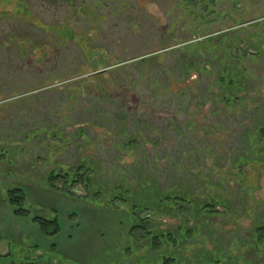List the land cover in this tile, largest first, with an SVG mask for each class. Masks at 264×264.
Returning a JSON list of instances; mask_svg holds the SVG:
<instances>
[{"label": "rangeland", "instance_id": "rangeland-1", "mask_svg": "<svg viewBox=\"0 0 264 264\" xmlns=\"http://www.w3.org/2000/svg\"><path fill=\"white\" fill-rule=\"evenodd\" d=\"M20 1L95 50L0 21V264H162L178 254L177 264H264V145L248 137L264 122V0H100L96 23L72 12L95 0ZM231 62L244 83L232 101L219 79ZM239 158L263 161L240 167L248 187L234 180ZM80 160L106 195L115 185L175 192L185 211L135 215L85 199L82 183L47 185L51 170ZM12 188L23 200L5 198ZM212 194L214 208H203ZM33 217H56L57 232L41 233ZM138 218L148 237L129 233ZM154 234H164L157 250Z\"/></svg>", "mask_w": 264, "mask_h": 264}, {"label": "trees", "instance_id": "trees-1", "mask_svg": "<svg viewBox=\"0 0 264 264\" xmlns=\"http://www.w3.org/2000/svg\"><path fill=\"white\" fill-rule=\"evenodd\" d=\"M126 1L127 0H120L119 8H121V6L126 3ZM100 4H101L100 0H95V3L93 4L90 1H88L86 8L82 5L75 4L73 5L72 12L78 15L86 14L87 16H89L90 20L93 23H96L97 20L104 18L103 16L97 13L98 12L97 8L100 6ZM16 18L24 20L25 22L29 23L30 25L40 30L54 32L56 33V35H58V37H62L64 40H66V37L68 36L69 37V38L67 37L68 39H71L76 44H78V46L82 49L85 55H86L85 51H88V53H90L95 50L94 46L90 44L91 41L85 40L81 37V34L83 35V32L77 34L72 29H70V26L68 24L64 23L63 28L59 27L58 26L59 24L58 25L57 24L48 25L38 16L34 15V13L30 10L26 2L20 1V0H0V21L3 22L5 20L16 19ZM66 33H68L69 35H65ZM190 64H191V67H195L194 60L190 61ZM230 65L235 67L232 62L229 63V65L223 70V72L225 71L227 74L219 77V79H221L220 84L223 89V93L221 92V94H224L227 91L228 92L232 91L231 93L227 95L229 96L228 99L232 101L236 98L235 89L243 88L244 83L242 81V74H240V71H239L240 68L234 69ZM223 72L221 73V75L223 74ZM101 73L102 71L96 72L94 73V75L98 77L102 75ZM248 137L250 138L254 137L257 143L264 145V122L262 121L259 124H257L255 129L250 132ZM132 143L134 144L138 143L135 141V137H129V140L128 142H126V145H132ZM262 162L263 161L239 158V160L234 164L233 171L235 172L234 174L237 175V176L236 175L234 176V180L242 184L243 186L245 185L246 187H248L249 181L245 177H243L240 171V167L245 166L250 163L258 164V166H261ZM93 168H94L93 166H85L83 160H80V162L78 164H75L74 166L58 165V168L50 171V174L47 176L46 182H47V185L53 189L55 182L62 181V183L66 187L63 190L73 188L76 185V183H82L88 192L85 199L91 198L93 200L100 201V202L106 200V202L110 204L112 203L114 204L116 201H119V202H122L125 208L127 207L128 209H130L131 213L135 215H139V213H142L145 210H151L157 213L158 209L160 208L166 211H168L169 209H175L178 215H181V213L185 211L181 205L184 201H186V199L179 193H175V192L165 193V195H159V194L155 195L154 188H150V189L142 188V193L139 192V194L137 193L135 195L130 186L118 187L115 185L111 187V190H110L111 192H109V194L106 195L105 189L100 188L99 186H97L96 188L94 187V184L91 181L92 176L88 174V172L80 173L81 170L88 171V170H93ZM222 172H225V170H223ZM221 180H224V178L222 177ZM215 195L212 194L211 199H209L206 203H204L202 207L203 208L210 207L212 210L214 208L212 201L219 200V198ZM24 196L25 195L21 189L12 188L6 191L5 198H7L8 200L14 201V199L23 200ZM135 203H138V204H135ZM139 207L141 208L137 209ZM138 219L140 222H144V225H140V224L132 225L130 227L129 233L134 236L136 231L138 230L140 233H142L141 238H145V236L148 237L149 236L148 234H150V230L145 225V222L147 219L146 218H138ZM32 220L39 225L41 233L45 235L55 234L58 230L57 228L58 224H57L56 217L50 218V219H47L44 217H33ZM257 231L259 233L257 238H259L260 236V239L263 240L264 239L263 226L257 227ZM162 235L164 234H161V235L154 234L152 237V242H153L154 247H156L155 248L156 250L159 248V246L162 245L161 240L159 239V237H161ZM179 256L180 255L178 254L177 258H173V257L165 258L164 263L162 264H173V263L177 264L179 262L178 260ZM47 258H48V255L46 258L45 256H42V258H36L34 260L29 259L28 264L46 263L48 261ZM134 264H143V263L137 262Z\"/></svg>", "mask_w": 264, "mask_h": 264}, {"label": "flooded vegetation", "instance_id": "flooded-vegetation-1", "mask_svg": "<svg viewBox=\"0 0 264 264\" xmlns=\"http://www.w3.org/2000/svg\"><path fill=\"white\" fill-rule=\"evenodd\" d=\"M99 72H101V71H99Z\"/></svg>", "mask_w": 264, "mask_h": 264}]
</instances>
